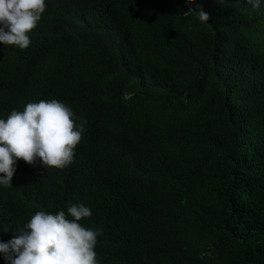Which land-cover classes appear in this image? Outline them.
Wrapping results in <instances>:
<instances>
[{"label":"trees","instance_id":"16d2710c","mask_svg":"<svg viewBox=\"0 0 264 264\" xmlns=\"http://www.w3.org/2000/svg\"><path fill=\"white\" fill-rule=\"evenodd\" d=\"M28 35L0 45V118L87 124L67 168L17 161L0 241L83 204L98 264H264V3L46 0Z\"/></svg>","mask_w":264,"mask_h":264},{"label":"clouds","instance_id":"9594fccd","mask_svg":"<svg viewBox=\"0 0 264 264\" xmlns=\"http://www.w3.org/2000/svg\"><path fill=\"white\" fill-rule=\"evenodd\" d=\"M245 2L257 9L264 0ZM45 9L46 0H0V45L26 49ZM199 18L206 22L208 15L200 11ZM76 121L70 107L56 99L29 102L0 118V188L12 187L18 160L44 169L71 165L87 124L83 118ZM66 212L36 211L11 239L0 241V258L6 264H98L94 249L101 230L79 223L91 209L71 204Z\"/></svg>","mask_w":264,"mask_h":264}]
</instances>
